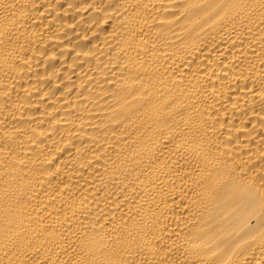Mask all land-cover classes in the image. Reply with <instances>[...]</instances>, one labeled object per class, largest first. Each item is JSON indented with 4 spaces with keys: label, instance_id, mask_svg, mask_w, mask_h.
<instances>
[{
    "label": "bare ground",
    "instance_id": "obj_1",
    "mask_svg": "<svg viewBox=\"0 0 264 264\" xmlns=\"http://www.w3.org/2000/svg\"><path fill=\"white\" fill-rule=\"evenodd\" d=\"M0 264H264V0H0Z\"/></svg>",
    "mask_w": 264,
    "mask_h": 264
}]
</instances>
